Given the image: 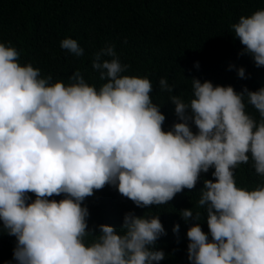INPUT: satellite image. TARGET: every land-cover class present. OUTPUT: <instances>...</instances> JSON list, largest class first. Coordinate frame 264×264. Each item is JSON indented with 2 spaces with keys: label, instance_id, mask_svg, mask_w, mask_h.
I'll return each instance as SVG.
<instances>
[{
  "label": "clouds",
  "instance_id": "9594fccd",
  "mask_svg": "<svg viewBox=\"0 0 264 264\" xmlns=\"http://www.w3.org/2000/svg\"><path fill=\"white\" fill-rule=\"evenodd\" d=\"M231 30L244 46L240 55L264 67V10L242 15ZM60 47L84 55L74 39H63ZM114 49L108 45L92 56V69L106 81L97 88L79 70L67 84L42 77L30 63H19L10 43H0V221L17 240L13 259L159 264L165 253L155 245L166 235L159 215L128 212L119 231L108 225L89 230L84 200L111 185L136 207L160 206L193 190L201 173L214 169L197 205L205 209L211 241L200 226V211L179 213L185 223L197 222L186 234L190 264H264V181L248 190L234 178L249 159L264 177V87L237 93L193 78L190 101L170 97L181 122L165 132L166 117L152 102L150 80L123 75L130 66ZM238 77L245 78L243 68ZM159 86L174 90L166 79ZM248 105L259 121L247 113ZM27 193L35 194L31 203ZM61 194L64 199H48ZM88 236L91 243L85 242Z\"/></svg>",
  "mask_w": 264,
  "mask_h": 264
},
{
  "label": "trees",
  "instance_id": "16d2710c",
  "mask_svg": "<svg viewBox=\"0 0 264 264\" xmlns=\"http://www.w3.org/2000/svg\"><path fill=\"white\" fill-rule=\"evenodd\" d=\"M257 10H264V0H0V43H10L20 53L19 63H30L42 77L51 75L53 82L67 84L79 70L85 81L97 88L106 81L92 69V56L114 45L121 63L130 66L123 75L150 80V96L166 117L162 129L167 132L181 122L170 97L190 101L193 78L214 86H232L237 93L244 87L250 91L264 87V67H256L249 55H240L244 46L231 30L242 15ZM65 38L76 40L84 55L76 57L62 49L60 43ZM239 68L245 70V78L238 77ZM160 79H166L173 92L162 91ZM246 111L259 121L254 108L248 105ZM191 129L197 131L194 125ZM213 171L201 173L193 190L184 189L160 206L136 207L111 185L94 190L82 204L89 211V230L108 225L119 231L128 212L138 217L159 215L166 232L155 245V250L165 253L159 264H190L186 234L197 222L185 223L179 213L184 209L200 211V226L211 241L205 209L197 205L203 181L213 179ZM234 178L237 187L248 190L264 181L251 159L237 166ZM26 195L29 203L36 198L33 193ZM64 198L61 194L48 199ZM177 224L179 232L174 233ZM95 234H99L98 228ZM92 239L85 237V242ZM16 245V238L3 230L0 221V264H17L13 259Z\"/></svg>",
  "mask_w": 264,
  "mask_h": 264
}]
</instances>
